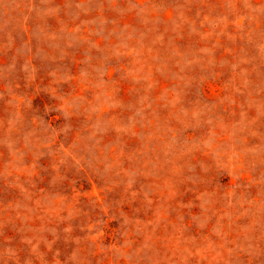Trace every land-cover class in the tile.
Instances as JSON below:
<instances>
[{
	"label": "rangeland",
	"instance_id": "obj_1",
	"mask_svg": "<svg viewBox=\"0 0 264 264\" xmlns=\"http://www.w3.org/2000/svg\"><path fill=\"white\" fill-rule=\"evenodd\" d=\"M0 264H264V0H0Z\"/></svg>",
	"mask_w": 264,
	"mask_h": 264
}]
</instances>
